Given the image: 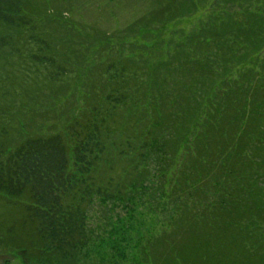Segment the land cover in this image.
I'll return each mask as SVG.
<instances>
[{
    "label": "trees",
    "instance_id": "16d2710c",
    "mask_svg": "<svg viewBox=\"0 0 264 264\" xmlns=\"http://www.w3.org/2000/svg\"><path fill=\"white\" fill-rule=\"evenodd\" d=\"M222 10L181 35L176 63L167 53L161 67L140 66L123 50L97 61L82 107L72 104L60 127L27 131L30 102L0 125V199L19 221L9 228L0 219V233L10 236L4 244L19 233L9 245L24 264H78L96 238L94 208L142 198L179 218L170 221L184 236L170 249L173 264H264V59L253 58L263 49L264 12ZM159 12L165 30L174 13ZM38 16L29 0H0V55L15 64L25 55L39 74L30 101L48 85L51 96L67 93L87 56L35 32Z\"/></svg>",
    "mask_w": 264,
    "mask_h": 264
},
{
    "label": "rangeland",
    "instance_id": "374dc122",
    "mask_svg": "<svg viewBox=\"0 0 264 264\" xmlns=\"http://www.w3.org/2000/svg\"><path fill=\"white\" fill-rule=\"evenodd\" d=\"M29 1L39 11L40 23L35 28V32H41L46 39L58 40V50L69 51V47L72 46L71 52L76 50L78 55L82 50V54L87 55L79 70L74 72L72 78L67 79V82L71 83L67 93L51 96V92L56 91V88L48 85L42 87V90L48 93L40 92L35 101H30L31 96L38 95L34 89L35 85H29L32 77L37 76L35 75L38 74L37 69L30 64L25 55L22 56V61L19 60L20 64H15L13 58H7L1 53L0 114L2 116L0 125L9 126L10 117L15 118L17 112L23 110L22 104L30 102V105H25V110L32 107V111L35 112L33 114L25 112L23 115L25 120L32 121L27 131L37 130L42 133L49 131L48 126L54 127L58 124L56 127H60L59 123L65 115H69L72 104H76V108L82 107L83 104L79 99L86 90L88 83L86 75L97 61L108 58L112 60L115 56L119 57L124 53L125 55L133 54V56L130 55L132 62L137 65L156 63L161 67L160 61L165 60L169 53L173 55L174 62L171 63L173 64L179 60V48L176 46L182 40L181 35L191 34L198 22L201 19L205 20L212 12L218 14L223 11L222 9L229 11V14L243 11L245 13L264 12V0H227L225 3H222V0H175L174 3L171 0ZM160 6L175 14H172L173 20L166 21L165 30L162 27L159 28L160 24L156 23L158 19L168 18L166 13L159 12ZM260 17L264 18V16ZM21 36L19 37L21 39L26 37L25 34ZM69 39L73 40L69 43L67 42ZM262 48L258 55L253 56L257 58V66H261V59H264V44ZM25 49L36 52L38 48L28 44ZM76 55H71V59H80V56L75 58ZM56 60L61 61L58 58ZM126 65L131 68L128 61ZM60 66L64 67L61 64ZM93 73L95 75L96 72ZM158 74L161 75L162 72ZM39 79H41L40 76L37 80ZM22 80L26 84L23 85ZM60 86L62 85L57 86L59 91L65 89V87L59 88ZM22 87L26 88L22 89ZM165 88H173V86L168 83ZM61 114L63 116H60ZM29 117H31L30 120L27 119ZM22 132L25 131L22 130ZM16 136L17 133L13 137ZM155 206L150 198L138 199L130 208L122 204L109 203L108 206L98 204L92 212V217L90 216V226L96 238L89 243L85 249L86 256L82 257L78 264H173L170 249L175 250L173 244L176 249L182 244L174 240L183 236V230L180 226L170 223V221H179V218L174 220L169 217L167 210L164 211L160 206L158 208ZM9 207L11 208L0 199V219L6 217L4 212ZM13 210H15L12 214L14 216L18 208ZM6 218L9 219L6 221V227L9 228L10 224L16 225V222H19L10 221L11 216ZM16 233H13L15 235L10 242L20 236ZM20 233L23 234V231L20 230ZM9 238L10 236L5 238L0 233V264H24L16 250L10 248V242L4 244V239ZM198 249L197 247L191 255V261H198L196 253Z\"/></svg>",
    "mask_w": 264,
    "mask_h": 264
}]
</instances>
